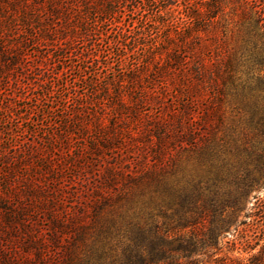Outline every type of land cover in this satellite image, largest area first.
Returning <instances> with one entry per match:
<instances>
[{
    "label": "trees",
    "instance_id": "1",
    "mask_svg": "<svg viewBox=\"0 0 264 264\" xmlns=\"http://www.w3.org/2000/svg\"><path fill=\"white\" fill-rule=\"evenodd\" d=\"M136 1L0 0V91L19 85L10 99L38 118L32 133L54 119L43 127L48 145L5 160L2 182L30 168L21 175L30 195L43 190L40 175L62 197L67 171H96L85 194L69 196L78 211L51 219L54 245L73 231L69 264H264V222L250 223L264 218V196L247 205L264 187V10L256 0H142L134 20ZM176 145L183 156L165 167ZM88 206L90 226L80 222ZM232 224L255 227L230 242L238 255H220Z\"/></svg>",
    "mask_w": 264,
    "mask_h": 264
},
{
    "label": "rangeland",
    "instance_id": "2",
    "mask_svg": "<svg viewBox=\"0 0 264 264\" xmlns=\"http://www.w3.org/2000/svg\"><path fill=\"white\" fill-rule=\"evenodd\" d=\"M138 1L142 2V0H137V6L130 5L128 8L134 20L140 18L143 13V5H139L140 3ZM152 4L153 5L149 8L150 11L154 13L158 8L159 3L156 2ZM254 5L256 8L264 10V0H256ZM70 77V75L68 77L64 75L61 82L65 83L67 81L69 90L72 92L74 89V87H71L73 82L72 80H67ZM76 85L77 89L83 92L82 83ZM17 87H19V85L9 83L6 90L0 91V197L2 196L5 198L7 203L4 202V204H6V207L8 208L7 210H2V208H0V264H69L76 248L73 231L70 230L69 233L61 234V242L58 246L54 245L50 240L52 236L51 219L52 216L60 215V213L64 210L68 212L75 210L78 211L76 202L69 196L71 192L74 193L76 191L81 192V194H85L84 192L87 188L91 187L92 183L97 178V173L96 171H93L88 175L84 174V176L73 177V172L67 171L64 176L66 179L64 184L67 185L65 186L62 184L64 186V196L62 197H60L56 192H53V187L55 185L51 182L52 178L49 177L50 179L48 180L45 179L44 176L40 175L38 180H42L45 186L43 185V190H41V192L39 191V193H33L30 195L25 188L24 180L21 179L22 174H24V177H27L28 174H30V168H26L22 174H19V177L17 175L14 178H9V186H5L3 184V170L6 169L4 163L5 160L9 159L13 162L14 160L16 161V159L23 158L21 150L27 148L30 143L31 149L34 150H40L42 147H46L48 145V139L45 134L47 130L44 128L45 126L47 127L51 120H54L53 117L47 121L44 120L43 124L45 126L39 124L40 128L37 129L35 133H32V123H34V125L38 123V118L34 115L32 110L26 109L23 99H10L11 97L9 94H12V92H15L17 95L20 94V90ZM54 95L56 96V99H54L55 102L53 105L57 107L59 106V102L56 100L58 99L59 94L56 92L53 96ZM51 99L53 98H50V100ZM8 104H10L11 107H9V109H5ZM155 110L158 112L154 107L153 111ZM3 117H5V119H2ZM106 117L108 118V122L110 120V116L106 115ZM88 143L90 144V140ZM56 150L57 149H55V152H57ZM183 151L184 148L181 145H176L174 150L165 154L163 157V165L168 168L174 166V162L179 159L180 156H183ZM125 152V149H122L121 151H107L106 158L102 160L100 164H103V162H114V156H118L120 158L121 155H126ZM37 158L38 157L36 156L33 157L31 162L37 164ZM126 158L133 161L136 159V156L128 155ZM46 186L47 189H44ZM254 195L263 197L264 187L255 189L250 193V202L247 203L248 207L255 202V199H253ZM2 204L3 203H1V205ZM19 210L26 213L23 219H18L19 217L14 218L13 215V220H6V211L12 213L18 212ZM15 215H17V213H15ZM238 220H243V216L240 215ZM253 220L254 223L258 222L259 224H263L264 218L262 213L257 212L256 216L250 219V223H252ZM93 221L94 210L91 206H88L86 209V215L80 220V222L84 225L90 226ZM252 227L255 226L250 224L245 231L243 230L245 229V226H240V233H235L233 232L234 224H232L230 229L224 232L226 236L224 238H220L218 241L220 255H226L229 257L238 255V249H234L235 247L230 242L236 241L237 246H240L238 243L240 239L238 237H240V235H244L245 232L251 233L253 230ZM35 240H38L39 243L44 246L42 260H39L37 257V244H35ZM90 240L91 238H89L87 242L90 243ZM85 244L86 243L81 241L78 242L76 245V252L82 254L84 252L83 246H85ZM111 246L118 250V252L121 251L120 245L116 242H112Z\"/></svg>",
    "mask_w": 264,
    "mask_h": 264
}]
</instances>
